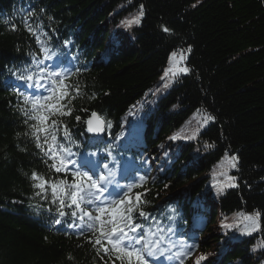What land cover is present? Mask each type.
Returning a JSON list of instances; mask_svg holds the SVG:
<instances>
[{
  "label": "trees",
  "instance_id": "1",
  "mask_svg": "<svg viewBox=\"0 0 264 264\" xmlns=\"http://www.w3.org/2000/svg\"><path fill=\"white\" fill-rule=\"evenodd\" d=\"M140 5L141 23L125 27L121 21L136 15ZM29 10L36 13L32 22L51 38L49 46L71 66L70 83L81 86L71 116L63 117L80 150L115 145L126 161L133 159L130 170L143 154L156 155L153 180L147 176L132 193L148 190L143 210L168 226L166 217L175 209L171 226L177 233L193 228L196 219L195 252L208 257L202 264H264V249L253 251L264 240V0H0V264H101L86 243L88 234L66 235L71 230L52 223L55 210L41 211L43 202L33 195L31 172L54 174L24 135L13 91L23 82L11 71L39 54L23 25ZM65 40L71 42L67 48ZM188 46L185 63L192 72L162 88L169 55ZM92 111L112 123L102 136L86 131ZM205 112L215 120L201 127ZM182 129V135L196 132V138L167 139ZM226 152L239 157L228 170L238 186L218 195L213 172L223 171L218 166ZM257 210L261 230L242 235L245 225L237 213ZM185 264H193L190 257Z\"/></svg>",
  "mask_w": 264,
  "mask_h": 264
},
{
  "label": "snow or ice",
  "instance_id": "2",
  "mask_svg": "<svg viewBox=\"0 0 264 264\" xmlns=\"http://www.w3.org/2000/svg\"><path fill=\"white\" fill-rule=\"evenodd\" d=\"M143 16L144 7L140 5L136 15L121 23L130 28L139 25ZM34 17V10L27 11L23 16V25L35 38L39 54H33L29 64L11 71V75L23 82V88L17 86L13 91L19 98L18 111L27 128L24 135L34 141L44 164L54 174L45 176L35 170L30 174L33 195L43 202L40 210L53 213L54 209L52 223L64 224L71 230L65 232L66 235L74 233L77 237H83L87 233L86 243L92 246L101 264H150V259L160 257L185 264V260L198 247L194 242L195 237L177 233L171 226L175 209H171L172 215L166 217L170 222L168 226L143 210V204L146 203L143 197L148 190L132 195L134 189L143 187L148 182L147 175L139 174L142 169L130 170V162L124 159L122 152L115 151V145H106L97 151H81L80 144L73 139L63 117L71 116L72 102L83 95L81 86L70 83L74 74L71 66L66 65L60 53L49 46L51 38L39 23L32 22ZM3 23L10 25V30H17V25L11 20L6 19ZM161 30L169 34L172 32L167 26H162ZM63 43L67 48L71 42L65 40ZM190 52L191 46L171 52L168 65L161 70L162 88H169L179 77L192 72L185 63L186 53ZM80 71V68H76L75 74ZM91 98H95L94 93ZM199 112L197 110V114ZM201 119L202 127L214 121L215 117L205 112ZM76 120L79 122L81 117L77 116ZM84 123L86 131L93 134V137H99L112 127L111 121L105 120L96 111H92ZM182 133L183 129L167 139L176 141L196 138V132L191 135ZM115 139L120 140V137ZM91 147H96L95 141L91 143ZM211 147L214 145L205 143V148ZM160 148L163 149L164 145H160ZM101 153L104 155L101 156ZM238 162L236 154L229 156L226 152L218 166L223 171L219 174L213 172V187L218 195L225 188L238 186L237 178L228 174V170L235 169ZM147 163V160L142 161V164ZM218 175L224 179H217ZM261 216L258 210L253 213H237V217L245 225L241 234L250 236L259 232ZM220 226L224 229L234 227L233 224L226 223H221ZM173 235H178L179 238L171 240L169 237ZM189 240L193 242L190 243ZM257 249H264V240L253 246V251ZM207 258L206 254H201L193 264H202Z\"/></svg>",
  "mask_w": 264,
  "mask_h": 264
},
{
  "label": "rangeland",
  "instance_id": "3",
  "mask_svg": "<svg viewBox=\"0 0 264 264\" xmlns=\"http://www.w3.org/2000/svg\"><path fill=\"white\" fill-rule=\"evenodd\" d=\"M163 143H161V145H162ZM160 146V145H159ZM157 157H156V155H154V154H152V155H147L145 158H144V160H147L148 161V163H147V165H146V167H147V169L148 170H152V174H151V180H153V178H154V175H153V171L155 170V168L157 167V166H159V164L157 165V164H155V161H154V159H156ZM162 159V158H161ZM155 173V172H154ZM194 223L197 225V222H196V219H194ZM189 234H191V232H189ZM173 251H175V250H173ZM198 256H200V254L199 253H197V252H195V253H193L192 254V256H191V260L194 262V260L198 257ZM175 261V260H174ZM167 263H169V261L167 260Z\"/></svg>",
  "mask_w": 264,
  "mask_h": 264
}]
</instances>
